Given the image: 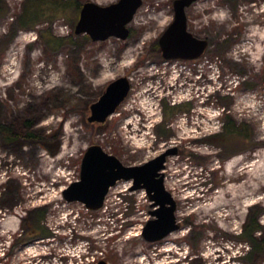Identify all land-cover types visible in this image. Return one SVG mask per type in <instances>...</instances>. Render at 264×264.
Wrapping results in <instances>:
<instances>
[{
    "label": "rangeland",
    "instance_id": "1",
    "mask_svg": "<svg viewBox=\"0 0 264 264\" xmlns=\"http://www.w3.org/2000/svg\"><path fill=\"white\" fill-rule=\"evenodd\" d=\"M28 1L0 0V125L17 135L0 137V264H264V252L247 262L253 248L240 238L263 211L264 244V0L195 3L189 31L210 45L199 59L177 61L159 45L175 0H142L129 38L103 42L76 35L80 10L72 3L55 13L56 0H33L41 17L20 30ZM50 34L68 41L50 48ZM122 77L131 83L125 102L105 124H90L91 105ZM230 119L253 141H218ZM94 144L125 166L177 150L164 175L178 231L145 240L155 208L133 182H118L98 211L64 199ZM40 216L50 238L37 237Z\"/></svg>",
    "mask_w": 264,
    "mask_h": 264
},
{
    "label": "water",
    "instance_id": "2",
    "mask_svg": "<svg viewBox=\"0 0 264 264\" xmlns=\"http://www.w3.org/2000/svg\"><path fill=\"white\" fill-rule=\"evenodd\" d=\"M200 0H175L174 20L159 40L163 58L169 60L199 59L209 48V41L194 36L188 28L187 10ZM143 4L142 0H120L108 6L94 2L82 5L75 28L76 35L86 34L93 42H103L115 37L127 40L128 25ZM131 91L128 78L122 77L110 83L100 99L91 105L90 124H105L125 102ZM177 150L166 151L145 164L125 166L116 156L107 153L100 145L86 150L81 164L80 180L71 184L63 193L69 203H83L88 210L104 207L106 197L118 182H133L131 191L145 190L153 217L144 228L147 242H158L180 227L176 219L177 204L164 185L167 158ZM97 264H108L100 261Z\"/></svg>",
    "mask_w": 264,
    "mask_h": 264
},
{
    "label": "trees",
    "instance_id": "3",
    "mask_svg": "<svg viewBox=\"0 0 264 264\" xmlns=\"http://www.w3.org/2000/svg\"><path fill=\"white\" fill-rule=\"evenodd\" d=\"M33 0H29L26 6H24L23 11L18 19V24L20 26V30H28V29H34L37 26V23L39 21V18L41 17L40 10L34 7L33 4H31ZM35 2V1H33ZM75 4L76 9L80 10L81 6H79L76 2L70 0V1H63V0H56L53 2L54 4V11L55 13L58 12H65L69 10L71 7L68 8L69 5ZM32 5L29 7V5ZM33 7V8H32ZM5 7H3V10L6 11ZM13 35L12 40L14 39L16 33ZM88 38V37H86ZM71 39V38H70ZM89 39V38H88ZM68 40L67 39H61L54 37L53 35L45 36V42L46 45L50 48H58L62 44H65ZM72 44L75 45L76 48L79 47V42L71 41ZM210 45V44H209ZM166 109L169 111H172L175 109V107H170L166 105ZM164 127V126H162ZM0 137L3 141L10 142L15 139H17V135L14 134V132L11 131V129L5 127L4 125H0ZM218 141L221 143H228V140L232 137H240L243 139L245 143L252 142L253 136L250 134L246 127L240 126L235 120L230 119L228 121V124L226 125L224 123V132L222 134H219L218 136H214ZM227 145V144H226ZM263 211H254L249 217L248 220L244 226L243 233L240 236V238L249 245V248H253V251L250 253L249 257H247V262H252V257L256 253H263L264 252V244L258 242L257 240V234L261 232V224H260V216L262 215ZM43 217L40 216L38 218V221L36 222L35 229L39 232L37 235L38 238H50L51 233H48L44 231V229L41 227V223L43 222Z\"/></svg>",
    "mask_w": 264,
    "mask_h": 264
},
{
    "label": "bare ground",
    "instance_id": "4",
    "mask_svg": "<svg viewBox=\"0 0 264 264\" xmlns=\"http://www.w3.org/2000/svg\"><path fill=\"white\" fill-rule=\"evenodd\" d=\"M135 18V17H134ZM132 23V22H131ZM167 61V60H166ZM169 61H177V60H169ZM129 80V79H128ZM130 82V81H129ZM114 115V114H113ZM165 169H166V166H165ZM164 169V170H165ZM164 170L162 171V174L164 175ZM164 185H165V175H164ZM117 186V185H116ZM115 186V187H116ZM114 187V188H115ZM165 188H166V186H165ZM110 193V192H109ZM172 195V194H171ZM64 196V195H63ZM173 197V196H172ZM65 199V198H64ZM106 199H107V197H106ZM173 199H174V197H173ZM66 200V199H65ZM175 200V199H174ZM67 201V200H66ZM106 201V200H105ZM68 202V201H67ZM69 203V202H68ZM79 203V202H78ZM81 204H83V203H81ZM105 204V203H104ZM84 205V204H83ZM103 209V208H102ZM177 212V211H176ZM176 214V213H175ZM177 219V218H176ZM179 230V229H178ZM178 230H176V231H178ZM176 231H174V232H172L171 234H169L167 237H165L164 239H166V238H168L170 235H172V234H174ZM163 240V239H162ZM162 240H160V241H162ZM153 243V242H152Z\"/></svg>",
    "mask_w": 264,
    "mask_h": 264
}]
</instances>
